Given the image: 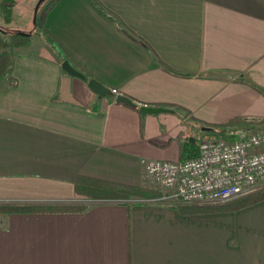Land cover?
<instances>
[{
  "label": "crops",
  "instance_id": "crops-1",
  "mask_svg": "<svg viewBox=\"0 0 264 264\" xmlns=\"http://www.w3.org/2000/svg\"><path fill=\"white\" fill-rule=\"evenodd\" d=\"M40 28L0 81V202L82 201L79 174L149 185L143 158L194 156L249 102L245 77L264 84V0H52ZM91 77L169 110L142 114ZM85 200L0 217V264H264V200Z\"/></svg>",
  "mask_w": 264,
  "mask_h": 264
},
{
  "label": "built area",
  "instance_id": "built-area-1",
  "mask_svg": "<svg viewBox=\"0 0 264 264\" xmlns=\"http://www.w3.org/2000/svg\"><path fill=\"white\" fill-rule=\"evenodd\" d=\"M230 133L231 139L200 140L198 153L185 159L143 158L146 172L171 190L163 198L224 202L264 186V120L258 128Z\"/></svg>",
  "mask_w": 264,
  "mask_h": 264
},
{
  "label": "trees",
  "instance_id": "trees-1",
  "mask_svg": "<svg viewBox=\"0 0 264 264\" xmlns=\"http://www.w3.org/2000/svg\"><path fill=\"white\" fill-rule=\"evenodd\" d=\"M16 0H0V15L6 23L12 21L13 7ZM45 12L36 15L38 26H42ZM32 33L24 31H9L0 26V81L7 80L11 82L12 62L18 48L24 47L31 42ZM138 107V106H136ZM243 118L235 116L228 123H237ZM189 143V142H188ZM190 144V143H189ZM198 153V151H197ZM196 153V154H197ZM195 154V155H196ZM158 186L154 189L149 184L129 185L111 180L100 179L96 177L79 174L76 176L74 184L76 193L88 199H117L128 200L127 203L142 201L144 198H160L168 195L169 192L161 186L156 180ZM171 205L182 207L177 198H171ZM264 200V186L246 192L241 196L229 199V201L218 203L217 209H237L252 203ZM147 200H144L146 202ZM90 203L70 201L58 203H12L0 202V217H4L13 212H50V211H81L86 209ZM184 206H190L184 204ZM213 208V207H212ZM215 209V208H214ZM190 210V209H189Z\"/></svg>",
  "mask_w": 264,
  "mask_h": 264
},
{
  "label": "rangeland",
  "instance_id": "rangeland-1",
  "mask_svg": "<svg viewBox=\"0 0 264 264\" xmlns=\"http://www.w3.org/2000/svg\"><path fill=\"white\" fill-rule=\"evenodd\" d=\"M51 1L52 0H16L15 6L13 7V15H12L13 22L11 23L13 29L10 28L11 26H8V23H6L2 19L1 15H0V26L6 28L9 31L11 30L15 31L14 28L19 27V25L22 26L25 31L32 30L34 34V37H32L34 38L33 40L34 43L37 41V37L39 36L38 28L41 27L40 25L38 26L37 22L35 24L33 23L35 13L38 14H41V12L44 13V11H46L47 7L50 5ZM245 79L247 80V84L245 86V96L249 98L248 99L249 102L245 103L241 108H239L238 110L239 112H237L238 115L243 119L237 123H235V121L231 123H228V121L223 122L217 124L220 126L214 127L213 130L202 131L197 136L198 141L207 138H216V137H225L231 139L232 136L230 131L233 129L236 128L255 129L262 125L264 116L263 117H255V116L257 114H264V84L255 82L254 78L245 77ZM149 181L152 188L155 189L158 186V184L153 179L152 180L149 179ZM80 197L84 198V200L79 202L90 203V201L85 200L88 198H85L83 196Z\"/></svg>",
  "mask_w": 264,
  "mask_h": 264
},
{
  "label": "water",
  "instance_id": "water-1",
  "mask_svg": "<svg viewBox=\"0 0 264 264\" xmlns=\"http://www.w3.org/2000/svg\"><path fill=\"white\" fill-rule=\"evenodd\" d=\"M62 67L64 70H66L68 73L80 76L82 78H85V75L78 69H76L68 59H63L62 61ZM88 86L91 88L92 91L98 93L99 95H105L109 94L111 92L110 88L104 85L100 80H98L95 77H91L87 81ZM115 99L117 102H124L126 104H129L131 106H138L140 112L142 114L145 113H152V112H160V111H167L169 108L165 106H155V105H149L146 103H138L134 101L132 98H130L128 95L119 93L115 96ZM190 140L194 141L193 137H189Z\"/></svg>",
  "mask_w": 264,
  "mask_h": 264
}]
</instances>
